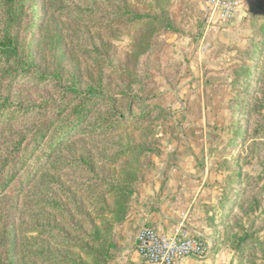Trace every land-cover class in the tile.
Instances as JSON below:
<instances>
[{
	"label": "rangeland",
	"instance_id": "rangeland-1",
	"mask_svg": "<svg viewBox=\"0 0 264 264\" xmlns=\"http://www.w3.org/2000/svg\"><path fill=\"white\" fill-rule=\"evenodd\" d=\"M221 14L217 0H0V44L18 48L0 49V264H101L54 236L97 230L123 264L135 236L118 189L131 201L182 150L214 158L194 205L210 256L264 264V0Z\"/></svg>",
	"mask_w": 264,
	"mask_h": 264
},
{
	"label": "crops",
	"instance_id": "crops-1",
	"mask_svg": "<svg viewBox=\"0 0 264 264\" xmlns=\"http://www.w3.org/2000/svg\"><path fill=\"white\" fill-rule=\"evenodd\" d=\"M203 151L182 150L168 168L163 165L154 172L153 183H146L134 192L123 224L133 225L135 238L128 244V253L119 254L124 256L123 264L145 263L136 247L138 232L144 226H152L168 237L174 236L177 230L205 235L206 226L197 221L200 210L196 211L194 205L210 199L212 187H208L206 181L213 173L210 165L214 158L207 155L208 152L202 154ZM218 260L214 255L206 258L189 256L180 264H218Z\"/></svg>",
	"mask_w": 264,
	"mask_h": 264
},
{
	"label": "built area",
	"instance_id": "built-area-1",
	"mask_svg": "<svg viewBox=\"0 0 264 264\" xmlns=\"http://www.w3.org/2000/svg\"><path fill=\"white\" fill-rule=\"evenodd\" d=\"M212 3V0H207ZM239 0H217L225 19L231 18ZM217 7V6H216ZM137 252L146 264H180L189 256L206 258L211 254L208 239L200 234L177 230L168 237L152 226H144L137 235Z\"/></svg>",
	"mask_w": 264,
	"mask_h": 264
},
{
	"label": "trees",
	"instance_id": "trees-1",
	"mask_svg": "<svg viewBox=\"0 0 264 264\" xmlns=\"http://www.w3.org/2000/svg\"><path fill=\"white\" fill-rule=\"evenodd\" d=\"M24 10L21 11V14L23 15ZM12 38V36H10ZM8 37V42L4 43V46L0 44L1 51H4V53L10 55L17 52V47L15 46L14 42L11 40V38ZM13 39V38H12ZM24 70V69H23ZM29 71V70H28ZM27 71V72H28ZM39 78H45L44 76H40ZM5 107V104H0V119H2L3 114L1 113V109ZM114 129V128H113ZM112 131H108L107 133H110ZM135 190L130 191V194H134ZM119 197V207L117 210L118 217H121L122 222H119V224H123V221L125 220L127 213L129 211L130 203L129 199L126 196V190L124 189H118ZM133 197V195H132ZM131 197V200H132ZM129 203V204H128ZM124 218V220H123ZM56 242L63 246L64 248L68 250H74V249H80L81 253H86L89 257H92L94 262L101 263V264H108V262L113 259V255L115 257V253L109 250H115V242L110 241L107 242L103 238V233L99 232L98 230L94 233V235L91 236H81L78 240H74L69 237L68 234H61V233H55ZM107 245L108 250L105 251L103 254H101L102 249ZM115 252V251H114ZM52 258L54 259V263H60L66 262L69 263L71 259L65 258L59 254H53ZM103 261V263H102ZM76 264V263H75ZM79 264V263H78ZM82 264V263H81Z\"/></svg>",
	"mask_w": 264,
	"mask_h": 264
}]
</instances>
